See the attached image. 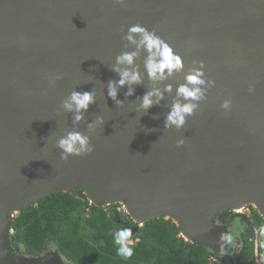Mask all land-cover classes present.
I'll use <instances>...</instances> for the list:
<instances>
[{"label":"water","instance_id":"95a60500","mask_svg":"<svg viewBox=\"0 0 264 264\" xmlns=\"http://www.w3.org/2000/svg\"><path fill=\"white\" fill-rule=\"evenodd\" d=\"M136 24L182 68L152 80L140 37L125 39ZM123 52L137 53L130 68L116 64ZM115 67L141 82L113 100ZM197 72L203 83L188 84ZM181 86L200 99L178 95ZM155 90L163 98L144 110ZM73 91L95 98L78 123L63 108ZM176 103L196 107L182 127H165ZM70 132L93 151L62 159L57 143ZM88 191L95 206L129 204L143 224L172 219L214 260L230 258L222 214L245 203L264 210V0H0V264H70L58 251L15 253L12 219L61 192L91 202Z\"/></svg>","mask_w":264,"mask_h":264},{"label":"trees","instance_id":"16d2710c","mask_svg":"<svg viewBox=\"0 0 264 264\" xmlns=\"http://www.w3.org/2000/svg\"><path fill=\"white\" fill-rule=\"evenodd\" d=\"M118 210L119 204L98 207L78 195L57 193L14 215L11 242L27 256L58 251L70 264H232L231 258L214 260L211 251L187 241L179 224L166 218L143 225L130 219L138 232L129 238L133 255L122 257L114 244L116 231L124 229ZM251 221L258 232L252 264H264V218L254 209Z\"/></svg>","mask_w":264,"mask_h":264},{"label":"clouds","instance_id":"9594fccd","mask_svg":"<svg viewBox=\"0 0 264 264\" xmlns=\"http://www.w3.org/2000/svg\"><path fill=\"white\" fill-rule=\"evenodd\" d=\"M118 3H122L123 0H117ZM139 36L138 47H143L148 53V59L145 62V68L147 70L148 76L152 80L164 79L165 73L171 75L174 71H178L182 68L181 59L176 56L173 50L162 41L154 33H150L143 26L136 24L128 28V33L125 37L127 41L132 44H137L135 37ZM136 52H123L116 57V64L126 65L129 68L133 66L134 60L136 58ZM116 71L120 79L118 82H109L108 95L115 100L117 97L118 87H124L125 85H133L141 82V77L139 73L135 70L129 71L128 68L121 70L120 67H115L113 69ZM202 73L190 74L186 77L187 83L191 85L202 84L203 81L199 78ZM60 77L57 76V79ZM167 91H171L169 86ZM133 90L129 88L127 95H132ZM178 95L183 96L185 99L199 100L202 93L199 88H189L187 86H181L178 89ZM156 97V102L163 98L162 93L159 90L148 92L142 99L141 108L147 110L152 107L154 101L153 97ZM95 102L94 95L90 92L79 93L73 91L68 99L63 103V108L65 111L74 112V121L80 122L83 119V113L88 109L89 105ZM119 103V101H117ZM196 104L186 103L173 105L169 115L167 116L165 127L175 126L180 128L185 123V117L191 115ZM102 120L97 121V123H102ZM95 125H89V130L93 129ZM57 147L62 151V159H67L68 156H85L93 151L90 144L89 137L83 135L79 132H70L67 136L62 137L58 143ZM132 233L130 229L117 230L114 235V244L117 246V254L130 258L133 255V249L129 247L128 241ZM101 245L103 242H100Z\"/></svg>","mask_w":264,"mask_h":264},{"label":"rangeland","instance_id":"374dc122","mask_svg":"<svg viewBox=\"0 0 264 264\" xmlns=\"http://www.w3.org/2000/svg\"><path fill=\"white\" fill-rule=\"evenodd\" d=\"M124 206L125 205L123 203L119 204V210H118L119 225L124 226V227H128V226L132 227V224H130L131 217L127 213V211L125 210ZM254 209H256V208L253 207V206H248L245 209H243L241 212H236L234 210H230V211H227L224 214H222V215H224V219H223L224 220V223L227 220H229V221H231V220L233 221L234 219H236V221L239 220V223L238 224H236V223L233 224V226L231 227V230H229L230 231V253H231V251H233L232 252V256L234 258L236 256H238V254H239V252L241 251V248H242V242L241 241H238L237 242L236 241V237L239 234V232L242 231L244 225L245 224L248 225V223L245 221V218L246 219H249L251 221V216L253 215V210ZM254 236H255V238H258V232L257 231L254 232ZM232 241H233V245H232ZM128 243L131 244L133 242L132 241H128ZM13 247H14V252L15 253H17L18 255L19 254L25 255V253H24V251L22 249L19 250L20 251V253H19L17 247L16 246H13ZM52 250H54V249H52ZM25 256H27V255H25ZM219 262H220V260H219Z\"/></svg>","mask_w":264,"mask_h":264},{"label":"flooded vegetation","instance_id":"af4514ba","mask_svg":"<svg viewBox=\"0 0 264 264\" xmlns=\"http://www.w3.org/2000/svg\"><path fill=\"white\" fill-rule=\"evenodd\" d=\"M238 224L239 220L236 221V219H234L233 221H229L227 220L224 225L226 227H228L229 230H231V227L233 226V224ZM254 232H256L254 226L253 228H250L248 225H244L243 229L241 232H239V234L236 237V241H241L242 242V248L241 251L239 252L238 256H236L235 258L232 256V252L230 253V257H231V263L232 264H252V261L254 259V255L251 252V244L253 242V238L254 236ZM232 245H233V241H232Z\"/></svg>","mask_w":264,"mask_h":264},{"label":"bare ground","instance_id":"6f19581e","mask_svg":"<svg viewBox=\"0 0 264 264\" xmlns=\"http://www.w3.org/2000/svg\"><path fill=\"white\" fill-rule=\"evenodd\" d=\"M87 195L91 198L92 204H95V203L98 204L99 203L97 201V199L93 196V194L91 193V191H88ZM124 205H125L124 208L127 211V213L130 215V217L134 221H136L137 223L142 224L143 221L137 216V214L134 212V210L131 207V205H129V204H124ZM248 206L255 207L260 212L261 216L264 215V210H263L262 206L259 203H255V204H248V203L241 204V205L235 207L233 210L236 211V212H241L243 209H245ZM223 211H225V210H216L214 212L215 213H221Z\"/></svg>","mask_w":264,"mask_h":264},{"label":"built area","instance_id":"2783aa9c","mask_svg":"<svg viewBox=\"0 0 264 264\" xmlns=\"http://www.w3.org/2000/svg\"><path fill=\"white\" fill-rule=\"evenodd\" d=\"M92 204V203H91ZM14 234V232L11 230V233H10V235L12 236ZM131 244H133V243H131ZM258 244V241H256V245Z\"/></svg>","mask_w":264,"mask_h":264}]
</instances>
